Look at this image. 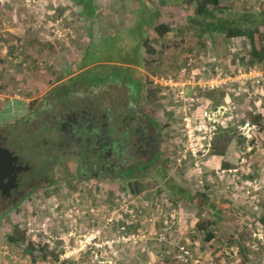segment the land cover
I'll return each mask as SVG.
<instances>
[{"label": "rangeland", "instance_id": "rangeland-1", "mask_svg": "<svg viewBox=\"0 0 264 264\" xmlns=\"http://www.w3.org/2000/svg\"><path fill=\"white\" fill-rule=\"evenodd\" d=\"M92 1L90 18L71 0L0 1V131L34 112L50 120L68 103L115 113L125 94L145 114L140 122L155 124L159 152L115 180L89 183L61 167L54 185L0 216V264H51L29 254L43 245L59 264H245L239 240L252 264H264V68L241 64L247 41L202 34L195 0ZM221 6L226 18L264 12V0ZM145 21L170 30L159 38ZM84 70L105 82L65 87ZM229 127L244 144L214 155L211 143ZM201 192L205 210L189 201ZM212 205L221 219L211 227ZM15 228L24 245L8 242ZM209 229L216 237L207 242Z\"/></svg>", "mask_w": 264, "mask_h": 264}, {"label": "flooded vegetation", "instance_id": "flooded-vegetation-1", "mask_svg": "<svg viewBox=\"0 0 264 264\" xmlns=\"http://www.w3.org/2000/svg\"><path fill=\"white\" fill-rule=\"evenodd\" d=\"M124 96L113 105L115 113L100 104L68 103L50 120L34 112L23 124L3 128L0 148L11 153L14 173L0 189V216L54 185L61 167L89 183L128 178L147 169L159 152L156 126L147 116L140 122L145 114Z\"/></svg>", "mask_w": 264, "mask_h": 264}, {"label": "trees", "instance_id": "trees-1", "mask_svg": "<svg viewBox=\"0 0 264 264\" xmlns=\"http://www.w3.org/2000/svg\"><path fill=\"white\" fill-rule=\"evenodd\" d=\"M75 3L82 5L83 7V14L85 13V16L88 18L92 17L95 12L94 3L92 0H71ZM8 2V1H7ZM194 2V13H195V23L197 27L201 30L202 34H227L230 38H244L248 43V48L250 49V57L248 59L243 58L241 64L243 66H249V71H251L252 67L255 66H261L264 68V49L261 47V41H262V34L264 33V12L260 11L258 13H252V12H244L240 13L238 12L234 17L226 18L221 16L225 11L226 8H222L221 6V0H195ZM86 5V7H85ZM93 14L92 16H90ZM142 24H153L151 26V30L153 33L161 38L164 35H166L170 28L167 24L157 23L155 21L148 23V21L142 22ZM143 27V25H141ZM147 50L151 51L150 46L146 44ZM248 61L249 64H245V62ZM98 71L94 72L92 70H84L80 74L76 75L70 83H72V86H68L65 84V87L72 89L73 83L77 84L78 87H83L86 85L89 86H101L104 80L102 81L101 77L98 75ZM80 78L81 80L75 81L76 79ZM100 79V82H97L95 80ZM133 84V83H132ZM63 84H61L60 87L57 89H62ZM56 90V89H55ZM54 90V92H55ZM139 94V87L136 89ZM218 107V104L214 107L216 109ZM221 125L218 126L220 128ZM229 130L226 132H221L217 135V139L211 143L210 150L213 151L214 155H219L220 157H230L231 156V146L233 144H244V136L238 135L232 130V127L228 128ZM224 143L220 147V143ZM235 165L231 162H224L223 163V169H226L228 171H232L235 168ZM140 191V190H139ZM181 192V191H180ZM182 193V192H181ZM209 198L208 194L205 192H201L196 198V196H192L190 200L188 197H184V199L189 200L191 203H196L197 206H199L200 210H205V202H207V199ZM204 207V208H203ZM216 206H210L209 207V217L210 220L208 223L212 227L214 222L217 223L220 219V210L215 208ZM262 223L264 225V218L262 219ZM20 232L18 228H15L13 234L8 237V242L14 245H24L25 238L22 235H25V233ZM216 237L213 230L209 229L205 236V241L210 242ZM239 240V239H238ZM237 247L239 249L240 255H242V258L245 262V264H252L251 261V250L241 242V240L238 241ZM38 250L36 251L34 248L30 249L29 254L31 257H33V260H36L35 256L38 253L41 258H43L46 262L51 264H59V255L49 252L45 245L38 246ZM95 249V248H93ZM36 251V252H35ZM92 252V249H90L87 253ZM35 255V256H34ZM61 264H78V261L74 260H66L65 262Z\"/></svg>", "mask_w": 264, "mask_h": 264}, {"label": "water", "instance_id": "water-1", "mask_svg": "<svg viewBox=\"0 0 264 264\" xmlns=\"http://www.w3.org/2000/svg\"><path fill=\"white\" fill-rule=\"evenodd\" d=\"M13 158L11 153L5 149L0 148V189L3 186L4 179L14 173L12 166Z\"/></svg>", "mask_w": 264, "mask_h": 264}, {"label": "built area", "instance_id": "built-area-1", "mask_svg": "<svg viewBox=\"0 0 264 264\" xmlns=\"http://www.w3.org/2000/svg\"><path fill=\"white\" fill-rule=\"evenodd\" d=\"M0 1L4 3V2L10 1V0H0Z\"/></svg>", "mask_w": 264, "mask_h": 264}]
</instances>
